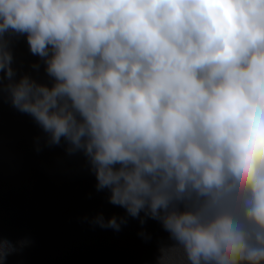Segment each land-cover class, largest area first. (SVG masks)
I'll return each mask as SVG.
<instances>
[{
    "label": "clouds",
    "instance_id": "1",
    "mask_svg": "<svg viewBox=\"0 0 264 264\" xmlns=\"http://www.w3.org/2000/svg\"><path fill=\"white\" fill-rule=\"evenodd\" d=\"M21 35L50 84L15 78ZM5 92L127 214L92 224L158 221L156 264H264V0H0ZM31 244L0 234V264Z\"/></svg>",
    "mask_w": 264,
    "mask_h": 264
},
{
    "label": "water",
    "instance_id": "2",
    "mask_svg": "<svg viewBox=\"0 0 264 264\" xmlns=\"http://www.w3.org/2000/svg\"><path fill=\"white\" fill-rule=\"evenodd\" d=\"M16 79L29 74L51 83L44 63L33 56L26 37L11 38ZM40 65L39 70L31 67ZM42 130L33 118L11 106L5 92L0 99V234L15 243L32 244L9 255L4 264H156L161 243H171L162 225L147 219L141 238L137 219L128 217L119 232L90 221L97 214L126 216L122 207L108 201L109 192L96 190L95 175L82 153L69 156L61 146L37 152ZM87 217L88 219H85Z\"/></svg>",
    "mask_w": 264,
    "mask_h": 264
}]
</instances>
